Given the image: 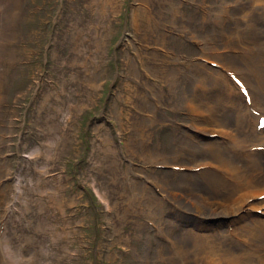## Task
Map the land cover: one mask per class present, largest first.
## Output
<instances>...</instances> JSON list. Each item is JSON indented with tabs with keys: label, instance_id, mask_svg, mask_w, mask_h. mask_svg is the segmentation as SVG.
Segmentation results:
<instances>
[{
	"label": "rangeland",
	"instance_id": "rangeland-1",
	"mask_svg": "<svg viewBox=\"0 0 264 264\" xmlns=\"http://www.w3.org/2000/svg\"><path fill=\"white\" fill-rule=\"evenodd\" d=\"M256 4L264 0H0V264H231L222 247L255 254L231 240L220 247L181 218L222 225L239 213L220 201L229 190L218 176L171 164L198 168L226 147L187 139L185 102L199 95L194 112L223 104V80L198 64L234 67L204 55L222 52L221 35L244 16L254 21ZM224 8L233 21L220 19ZM197 242L207 256L195 255Z\"/></svg>",
	"mask_w": 264,
	"mask_h": 264
},
{
	"label": "bare ground",
	"instance_id": "bare-ground-1",
	"mask_svg": "<svg viewBox=\"0 0 264 264\" xmlns=\"http://www.w3.org/2000/svg\"><path fill=\"white\" fill-rule=\"evenodd\" d=\"M254 10L260 12V15L259 12L255 14L254 21H251L250 17L246 15L244 21L239 22L237 27H230V33L225 32L221 35L220 42L224 47L222 52H216L217 49L215 50L210 46L209 53L205 56L203 53L205 44L198 41L202 45L200 56L203 57L204 55V58L212 59L222 67H225L222 64L225 59H229L230 62L233 60L231 66L234 67L220 70L210 69L203 64H198L201 67L200 69H205L209 74L210 72L219 74L223 80L227 92L225 94V92L220 91L218 94H225L223 104L221 101L212 102L209 106L201 103L198 109L199 112H194L198 103L196 101L194 103L193 100L199 95L195 94V97L192 98L191 93L190 98H187L185 102V107L189 110L187 139L193 136L194 143L196 145L199 143L204 147L210 146L212 148L214 146L217 148L221 145L226 147L216 153L209 151L211 154L209 161L201 162L206 164L198 168H189L185 162L183 166L171 164L172 167L187 171V176L211 173L218 176L221 181L226 182L229 192H227L228 194L223 193L220 201L232 206L233 212L239 213L238 216L233 217L230 222L228 220L224 221L222 225H219L220 219H206L194 216L187 211L182 213L181 218L185 217L193 221L192 223L198 231L209 230L205 233L200 232V236L216 239L220 247L231 240L234 247L241 250L244 246V248L255 252L248 260L245 254L238 255L237 250L228 253V251H225V247H222L218 255L219 259L223 261L229 259L232 261L231 264H264V7L261 4H256ZM228 11L230 12V10L224 8L220 12V19L223 22L233 21V18H229ZM233 14L235 15V13ZM237 81L241 83L242 87L235 83ZM191 119L199 122V127L193 126L196 130L190 126ZM216 135H219L222 139L215 137ZM162 164L164 163L154 162V165ZM201 176L199 174V177ZM207 181L200 180L196 184L202 188H208L211 192L221 193L218 188L211 183H207ZM185 182L189 181L186 180ZM164 184L160 186H163L164 193L169 201L162 200L166 205L162 207V203L160 207L171 210L169 187L165 182ZM186 184L188 183H182L176 189L179 191L185 189ZM177 198L182 199V194L180 193ZM202 199L205 198L202 197ZM211 204L220 207L218 201H211ZM160 210L158 208L154 211L159 212ZM151 214L154 215L155 212ZM159 216L158 213V220L161 219ZM188 220L184 221L191 226V222ZM154 223L158 224L159 222L155 221ZM193 231L191 230V232ZM243 233L247 236L246 242L240 239L243 237ZM197 245L194 249L195 255L201 258L203 255L207 256L208 247L200 242H197ZM172 246H175V244L173 243ZM0 259H2V256ZM214 259V257L207 259L205 264H213Z\"/></svg>",
	"mask_w": 264,
	"mask_h": 264
}]
</instances>
